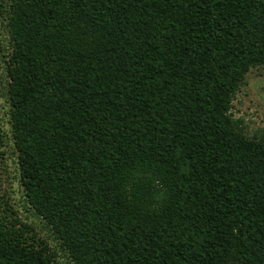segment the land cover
Returning a JSON list of instances; mask_svg holds the SVG:
<instances>
[{"label":"trees","instance_id":"obj_1","mask_svg":"<svg viewBox=\"0 0 264 264\" xmlns=\"http://www.w3.org/2000/svg\"><path fill=\"white\" fill-rule=\"evenodd\" d=\"M20 183L74 264H264V0H0ZM0 264H59L0 185Z\"/></svg>","mask_w":264,"mask_h":264},{"label":"rangeland","instance_id":"obj_2","mask_svg":"<svg viewBox=\"0 0 264 264\" xmlns=\"http://www.w3.org/2000/svg\"><path fill=\"white\" fill-rule=\"evenodd\" d=\"M9 50L6 21L0 16V185L1 193L23 220L29 223L38 237L43 239L59 264H74L57 235L45 220L27 202L20 183L17 152L14 148L7 95L8 77L5 72ZM232 112L242 117L250 134L264 130V65L253 67L246 73L243 83L232 102Z\"/></svg>","mask_w":264,"mask_h":264}]
</instances>
